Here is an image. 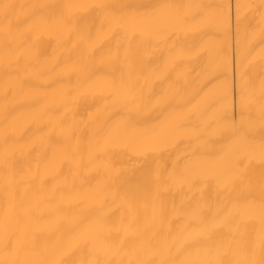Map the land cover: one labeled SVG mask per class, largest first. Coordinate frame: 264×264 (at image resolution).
<instances>
[{"label": "bare ground", "instance_id": "1", "mask_svg": "<svg viewBox=\"0 0 264 264\" xmlns=\"http://www.w3.org/2000/svg\"><path fill=\"white\" fill-rule=\"evenodd\" d=\"M262 259L264 0H0V264Z\"/></svg>", "mask_w": 264, "mask_h": 264}, {"label": "snow or ice", "instance_id": "2", "mask_svg": "<svg viewBox=\"0 0 264 264\" xmlns=\"http://www.w3.org/2000/svg\"><path fill=\"white\" fill-rule=\"evenodd\" d=\"M3 7H4L5 11H7V9H9L11 7V5L5 4ZM241 107H242V111H243L244 110V107H245V105L243 103V98H242V105H241ZM236 264H254V262H250V261H237ZM260 264H264V259L261 260Z\"/></svg>", "mask_w": 264, "mask_h": 264}]
</instances>
